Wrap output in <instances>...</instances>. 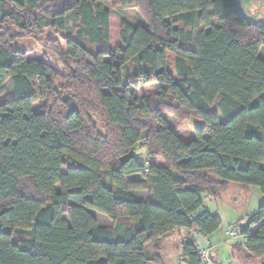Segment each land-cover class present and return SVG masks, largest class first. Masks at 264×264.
Instances as JSON below:
<instances>
[{"label":"trees","instance_id":"obj_1","mask_svg":"<svg viewBox=\"0 0 264 264\" xmlns=\"http://www.w3.org/2000/svg\"><path fill=\"white\" fill-rule=\"evenodd\" d=\"M110 1L0 0V96L13 95L0 103V264H165L176 229L221 227L202 194L231 183L264 194V25L239 0H114L138 17H121L115 46ZM44 35L62 71L14 45ZM146 85L143 97L132 90ZM169 115L204 124L185 140ZM95 211L127 219L122 238ZM241 233L255 264L264 203ZM195 240L183 244L188 264H201Z\"/></svg>","mask_w":264,"mask_h":264},{"label":"rangeland","instance_id":"obj_2","mask_svg":"<svg viewBox=\"0 0 264 264\" xmlns=\"http://www.w3.org/2000/svg\"><path fill=\"white\" fill-rule=\"evenodd\" d=\"M27 3L29 0H22ZM240 6L245 15L252 21L264 25V0H239ZM109 7L113 13V31L111 42L113 45L120 43V26L121 17H126L128 20L135 21L138 19L135 10L122 9L120 6L114 5V0L109 2ZM75 28V23L70 15L68 18L67 36H72ZM60 38V42L65 46V40ZM47 35H44L42 40L35 39H23L14 43L16 48L26 50L30 59H37L40 61L49 62L58 71H62L63 67L60 64L58 57L53 54L46 46ZM119 41V42H118ZM261 56L264 57V47L261 52ZM172 64V70L175 73V61L174 58L170 60ZM137 71V63L135 61L129 62L123 68V77L126 80L129 75H132ZM155 86L146 85L140 88H132L135 94L139 97H143L149 92L154 91ZM13 95L5 94L0 96V103H4L6 100H12ZM39 104L36 105L38 107ZM217 110L218 108L215 107ZM169 123L174 130L185 140L192 138L196 134V129L203 126V121L199 119H191L184 122H178V120L169 115ZM138 155L141 161H148V156L144 150H138ZM133 178L142 180L147 183V180L142 175H134ZM213 201V202H212ZM210 206L220 215L222 219L221 231H223L224 242L226 244L233 245L237 240L232 238L226 233L233 228L240 230L242 226L246 224L247 217L253 214L259 206L264 203V194L256 186H248L240 183H231L229 190L220 196V198L212 199ZM215 211V212H216ZM94 213H99L95 211ZM101 214V213H100ZM110 219V218H109ZM111 220V219H110ZM112 221V220H111ZM222 233V232H221ZM198 234V233H197ZM241 236L243 237L242 233ZM184 264V263H183ZM237 264L240 262L237 261Z\"/></svg>","mask_w":264,"mask_h":264},{"label":"crops","instance_id":"obj_3","mask_svg":"<svg viewBox=\"0 0 264 264\" xmlns=\"http://www.w3.org/2000/svg\"><path fill=\"white\" fill-rule=\"evenodd\" d=\"M110 26H111V37H112V31H113V13L111 12V18H110ZM121 31V26H120ZM119 42V41H118ZM115 46H121L120 43H117ZM150 162H154L158 165H163L164 160L162 158H155L150 159ZM147 159V160H148ZM133 193L141 200H145L149 196V192L145 190L140 191H133ZM203 202H204V210H207L211 213H217L216 210L211 208L210 203L212 201V198H210L206 194L201 195ZM213 202V201H212ZM216 211V212H215ZM99 221V223L103 226L112 227L115 231L116 239L122 238L121 233V225L129 226L130 222L127 219H119L117 221H111L108 216L100 213H94ZM221 228V227H220ZM218 229L216 232H214L210 236H204V244L210 243L212 246L217 247V251L213 253L215 258L219 260L222 263H233L237 264V261L240 262V264H249L246 262V247L243 246V240H237L235 244L230 245L226 244L224 242V236L223 231L221 229ZM252 231H255V228H252ZM222 232V233H221ZM228 234V232L226 231ZM197 232L194 230L190 231L188 229H176L173 231V233L164 240L163 246V258L165 264H188L186 257L184 256L183 252V244L187 240V238L194 237ZM154 253L152 247L148 248V255H152Z\"/></svg>","mask_w":264,"mask_h":264},{"label":"built area","instance_id":"obj_4","mask_svg":"<svg viewBox=\"0 0 264 264\" xmlns=\"http://www.w3.org/2000/svg\"><path fill=\"white\" fill-rule=\"evenodd\" d=\"M228 234L235 239H241L243 240L244 244H247V238L242 237L240 230L237 228H233L231 231L228 232ZM196 240V249L198 251L201 264H233V263H222L219 260L215 258L213 253L217 251V247L212 246L210 243L204 244V236L196 234L195 235Z\"/></svg>","mask_w":264,"mask_h":264},{"label":"water","instance_id":"obj_5","mask_svg":"<svg viewBox=\"0 0 264 264\" xmlns=\"http://www.w3.org/2000/svg\"><path fill=\"white\" fill-rule=\"evenodd\" d=\"M255 264H264V258L260 259V260L257 261Z\"/></svg>","mask_w":264,"mask_h":264}]
</instances>
